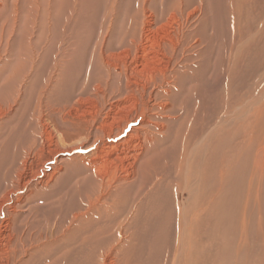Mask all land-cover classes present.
<instances>
[{"label":"bare ground","instance_id":"6f19581e","mask_svg":"<svg viewBox=\"0 0 264 264\" xmlns=\"http://www.w3.org/2000/svg\"><path fill=\"white\" fill-rule=\"evenodd\" d=\"M192 2L0 0V264L264 260V220L241 217L257 190L215 219L230 194L224 124L232 139L240 119L223 86L243 53L264 65V0Z\"/></svg>","mask_w":264,"mask_h":264},{"label":"rangeland","instance_id":"374dc122","mask_svg":"<svg viewBox=\"0 0 264 264\" xmlns=\"http://www.w3.org/2000/svg\"><path fill=\"white\" fill-rule=\"evenodd\" d=\"M190 1H193L192 4L195 3L194 0H190ZM203 1L205 2L203 5V7H204L207 5H216L217 0H203ZM119 8H120V5H119ZM121 10H122V8L119 9V14H122ZM211 15H214V16L221 18L220 12L217 11L214 7L211 10ZM253 16H255V15L252 13V11L250 12V15H248V16L243 15L242 24H245V25H243V27L241 25L239 30L243 35L247 36L246 39L252 37V36H250V34L252 35V33H253L252 32V26L255 24L254 21L256 20L255 19L253 21ZM245 17H246V19H245ZM247 19H249V20H247ZM246 22L248 23V26H247ZM248 29H250V30H248ZM223 30H224V28H223ZM209 31H210V29H209ZM78 32H79V39H80L79 48H83V47H89L90 48V43H88V44L83 43V40L86 37L85 30L79 29ZM158 35L159 34H157V35L155 34L154 37L152 38V42H154L155 44H156V39L158 38ZM144 41H145V39H144ZM144 41H143V43H144ZM149 43H151V41ZM89 48L85 51V53L83 54V57L86 56L88 54V52H90ZM158 50H159V48H158L157 44L152 49L144 50L143 59L147 58V55H148V58H152L153 54L156 53V54H154V60H152V62H151V64H152L151 66H153V67L154 66L156 67V65H162L163 66L164 65L163 63L165 62V58L162 57V56H164L162 54L163 53L162 49H161V51L160 50L158 51ZM155 56L158 58V60ZM248 57L250 58V56H245L244 53L242 54V60L243 59L244 60L243 61L240 60V61H242L240 71H239V65L237 66V69H236V72H239L240 74L239 75L232 74L233 81H234L233 84L236 85L237 88H235L234 85L231 87V83H229L228 87H227V85H225L223 83L225 86V88L223 86V91H224V99H223L224 102H223V104H225V106H226L227 110L226 109L225 110L226 111L229 110L228 112L224 111V115L228 114V116H229V114L231 112H235L239 115L240 119H239V126H238L237 133H236L235 137H233L232 139L230 138V135H231V133L229 131L230 127H228V125L230 126V124L229 123H228V125H227V123H225L226 125L224 124V130L226 129L225 131L229 132V135H227V137H224L223 153H224V159L226 162L225 163L226 166H224V168H225L224 171L227 172V174H228V172H230L229 178L227 177V179H231V181L227 183L228 194L229 193L230 194H229V198L224 203L225 212H223L222 210L216 211L215 213L217 214L216 215L217 217L215 216V219L223 220L225 217L232 215L231 212L233 209H237V211H238L241 206H243L242 209H244V202H243L244 198H242L240 192L241 193L242 192H248L249 191L248 188H252V189L257 190L258 200H257V202L255 200H253L251 205L245 206L246 208H248V207L249 208L247 210H244L245 214L241 215V217H246L247 221L256 220L257 224H258L259 223L258 218H262V221L264 220V169L256 167V165L259 167L260 165H262L264 163V154H263L264 153V115L260 119H258L256 122L250 121V120H253V118H251V119L249 118L250 119L249 120L248 117H253V113H252L253 108H258L262 103H264V81H263V79H264V65H261L262 66V67H260L261 70H259V68H258V70L256 72H253L252 66L249 65L247 62L249 59ZM245 58H247V59H245ZM213 59H214V50L210 53V55L208 57V60L213 61ZM244 66L245 67L248 66L249 70L250 71L252 70V72L249 73ZM150 68H152V67H150ZM245 69H246V72H245ZM43 77L44 76H42V75H38L37 83H36L35 88L32 90V94H35V92H36L38 86L40 85ZM261 77H263V79ZM230 78H231V76H230ZM259 83H261V84H259ZM257 86H259V87H257ZM260 99L262 101H260ZM255 102H256V104L254 106L253 103H255ZM247 105H249V106H247ZM247 108H248V110H247ZM254 115H255V118H257V114L254 113ZM224 118L227 119L229 117L224 116ZM262 118H263V121H262ZM246 120L247 121L249 120V121L247 122ZM245 125H247V126L245 127ZM242 138H243V140H242ZM232 140H236V142L232 143ZM240 142H242V143H240ZM207 150H209V149H207ZM260 155H261V157H260ZM209 157H210V155H205V156L203 155V157H201L200 159H203V158L209 159ZM256 157L258 160L256 159ZM261 160L263 163L261 162ZM229 161H232V162L229 163ZM259 162H260V164H259ZM252 163H253V165H252ZM230 164H233L235 166V169L232 167H229ZM210 191H211V184H210V181H208L207 193L210 194ZM220 215H221V217H220ZM262 223H264V221ZM97 243H98L97 241H95V242L91 241L89 246L92 247L93 245H97ZM49 257L50 258L48 259V261H46L45 264H52V263L54 264L55 262L53 261L54 259L52 258V256H49ZM79 258H80L79 261L82 260V264H83V262L91 260L88 258L86 259L83 256H79ZM257 261H259L260 264H264L263 259H258ZM90 262L92 263V260ZM257 264H259V263H257Z\"/></svg>","mask_w":264,"mask_h":264}]
</instances>
